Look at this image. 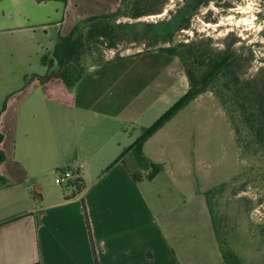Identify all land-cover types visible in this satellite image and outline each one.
Wrapping results in <instances>:
<instances>
[{"label":"crops","instance_id":"0c3cea01","mask_svg":"<svg viewBox=\"0 0 264 264\" xmlns=\"http://www.w3.org/2000/svg\"><path fill=\"white\" fill-rule=\"evenodd\" d=\"M121 2L0 0V176L6 180L0 184V264H225L207 190L198 189L191 201L178 190L174 210L151 203L147 182L172 172V164L165 162L167 170L153 180L135 182L132 174L144 172L130 154L120 157L137 134L122 129L120 118L97 114L98 102L81 100L103 66L142 54L90 68L74 91L49 76L48 59L59 37L87 17L117 12ZM172 71L188 91L183 69ZM90 114L110 131L98 148L76 133ZM157 135L144 146L151 162ZM69 169L85 182L81 195L52 181Z\"/></svg>","mask_w":264,"mask_h":264},{"label":"rangeland","instance_id":"374dc122","mask_svg":"<svg viewBox=\"0 0 264 264\" xmlns=\"http://www.w3.org/2000/svg\"><path fill=\"white\" fill-rule=\"evenodd\" d=\"M147 1L150 15L120 21L140 25L141 31L147 24L172 23V41L165 39L167 42L162 41L158 48L187 44L213 54L230 50L238 56L237 73L242 81L254 87L264 82V0H211L189 16L188 26L178 17L191 0ZM103 50L107 59L117 53ZM144 50L145 44L127 40L119 53L138 55ZM150 52L158 51L153 48ZM150 52L103 66L90 83V91L81 97L82 101L98 102L93 109L96 113L120 118V127L138 137L141 128L155 125L187 93L172 71L183 69L180 62L164 53ZM220 90L219 84L208 88L156 133L148 156L154 163L172 164L174 170L148 181L147 196L152 192L151 203L161 202L164 210H174L178 190L191 201L198 189L225 185L215 200L216 213L225 231L238 238L233 246L244 264H264V161L247 147L245 138L252 140V136L239 114L238 124L233 123L217 94ZM87 118L88 124L77 129V137L101 147L110 131L97 124L102 118L96 114ZM60 174H54L53 183ZM185 183L192 186L182 188ZM218 251L222 257L219 246Z\"/></svg>","mask_w":264,"mask_h":264},{"label":"trees","instance_id":"16d2710c","mask_svg":"<svg viewBox=\"0 0 264 264\" xmlns=\"http://www.w3.org/2000/svg\"><path fill=\"white\" fill-rule=\"evenodd\" d=\"M207 0H191L178 18L183 26H188L189 16ZM147 0H122L120 8L114 13L93 15L75 25L68 36L59 37L48 59L49 76L58 78L69 91H74L83 80L89 69L107 61L104 56L107 51L117 52L114 60H120V46L125 41L132 44H145L146 50L138 54L156 51L175 57L179 60L189 81V90L185 97L169 112L150 128H141L140 136L132 147L123 153L120 160L130 154L144 173H133L132 178L139 183L143 180H153L167 170V164L151 162L144 153L146 142L159 132L181 110L198 99L208 88L221 85L218 96L234 124L237 114L245 126L252 140L245 138L247 147L258 158L264 161V82L253 86L251 82L242 81L238 76L239 59L235 52L226 50L220 54H213L210 50L200 46L179 44L168 47H157L159 43L168 39L172 41V23L147 24L144 31L140 25L123 23L121 19L138 20L150 15L147 10ZM168 25V26H167ZM168 27V28H167ZM259 152V153H258ZM5 156L0 152V163ZM70 170V169H69ZM0 184L6 180L0 176ZM225 185L209 189L204 193L216 241L220 247L225 264H244L234 249L238 238L225 231L221 217L216 213L215 200ZM64 190L74 189V196L81 195L86 186L79 175L73 173V179ZM83 202V212L88 221V213ZM94 247V243H93ZM40 264V263H37Z\"/></svg>","mask_w":264,"mask_h":264},{"label":"built area","instance_id":"2783aa9c","mask_svg":"<svg viewBox=\"0 0 264 264\" xmlns=\"http://www.w3.org/2000/svg\"><path fill=\"white\" fill-rule=\"evenodd\" d=\"M73 179V171L72 170H66L62 172L60 175L55 177V183L57 185H67L71 182Z\"/></svg>","mask_w":264,"mask_h":264},{"label":"flooded vegetation","instance_id":"af4514ba","mask_svg":"<svg viewBox=\"0 0 264 264\" xmlns=\"http://www.w3.org/2000/svg\"><path fill=\"white\" fill-rule=\"evenodd\" d=\"M208 2H203L201 6L207 5L211 0H207Z\"/></svg>","mask_w":264,"mask_h":264}]
</instances>
